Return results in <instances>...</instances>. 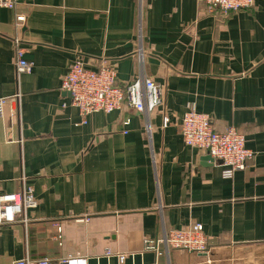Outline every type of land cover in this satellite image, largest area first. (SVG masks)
I'll return each mask as SVG.
<instances>
[{
  "label": "crops",
  "instance_id": "obj_1",
  "mask_svg": "<svg viewBox=\"0 0 264 264\" xmlns=\"http://www.w3.org/2000/svg\"><path fill=\"white\" fill-rule=\"evenodd\" d=\"M16 45L30 74L15 73ZM76 60L111 64L118 85L153 80L163 106L83 121L60 89ZM0 99V195L35 199L0 225V264H264V0L227 15L198 0H20L0 9ZM189 111L243 133V170L225 178L184 144ZM193 223L208 253L147 247Z\"/></svg>",
  "mask_w": 264,
  "mask_h": 264
},
{
  "label": "built area",
  "instance_id": "obj_2",
  "mask_svg": "<svg viewBox=\"0 0 264 264\" xmlns=\"http://www.w3.org/2000/svg\"><path fill=\"white\" fill-rule=\"evenodd\" d=\"M20 0H0V9L13 10ZM209 10L217 8L227 15L230 12L249 8L254 0H198ZM14 69L17 76L30 74L33 64L24 57V50L15 46ZM61 91L69 94L70 103L78 109L83 121L93 113L109 114L123 105L143 114L154 112L163 106L161 87L149 78H136L130 83L118 85L116 73L111 64H89L81 60L74 61L62 78ZM10 99H0V119L4 117V104ZM163 127L170 119L163 116ZM128 121L124 122L126 126ZM184 144L196 148L208 155L222 168V175L231 178L236 171L243 170L254 153L246 147L243 133L234 127L215 129L210 117L194 111L186 112L179 124ZM126 133V131L124 132ZM35 199L31 188L26 187L16 193L0 195V225L11 224L24 214L26 209L34 207ZM58 232L61 231L56 225ZM147 247L155 249L161 255L159 247L188 253H208V239L199 223L172 229L156 240L149 241ZM62 261L59 264H67ZM13 264H53L49 259H20Z\"/></svg>",
  "mask_w": 264,
  "mask_h": 264
},
{
  "label": "water",
  "instance_id": "obj_3",
  "mask_svg": "<svg viewBox=\"0 0 264 264\" xmlns=\"http://www.w3.org/2000/svg\"><path fill=\"white\" fill-rule=\"evenodd\" d=\"M204 160L209 161L210 163H214V161L208 155H206V157H204Z\"/></svg>",
  "mask_w": 264,
  "mask_h": 264
}]
</instances>
